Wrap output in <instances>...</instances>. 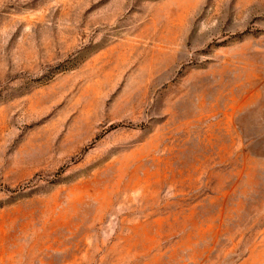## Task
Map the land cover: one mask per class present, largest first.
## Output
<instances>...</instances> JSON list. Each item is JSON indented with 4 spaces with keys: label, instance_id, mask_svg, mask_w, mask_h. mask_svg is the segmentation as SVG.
<instances>
[{
    "label": "rangeland",
    "instance_id": "obj_1",
    "mask_svg": "<svg viewBox=\"0 0 264 264\" xmlns=\"http://www.w3.org/2000/svg\"><path fill=\"white\" fill-rule=\"evenodd\" d=\"M0 264H264V0H0Z\"/></svg>",
    "mask_w": 264,
    "mask_h": 264
}]
</instances>
